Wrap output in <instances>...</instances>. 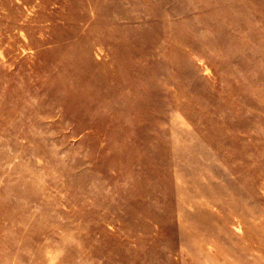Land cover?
<instances>
[{
    "label": "rangeland",
    "instance_id": "obj_1",
    "mask_svg": "<svg viewBox=\"0 0 264 264\" xmlns=\"http://www.w3.org/2000/svg\"><path fill=\"white\" fill-rule=\"evenodd\" d=\"M0 264H264V0H0Z\"/></svg>",
    "mask_w": 264,
    "mask_h": 264
},
{
    "label": "bare ground",
    "instance_id": "obj_2",
    "mask_svg": "<svg viewBox=\"0 0 264 264\" xmlns=\"http://www.w3.org/2000/svg\"><path fill=\"white\" fill-rule=\"evenodd\" d=\"M75 65H77V64H75ZM124 65V64H123ZM72 66V65H71ZM134 71V70H133ZM135 76H137V75H135ZM135 76H133L135 79H136V77ZM138 77V76H137ZM136 80H138V79H136ZM132 82H133V84H134V81L132 80ZM135 85H138V84H135ZM134 88H135V86H134ZM142 92V91H141ZM143 94V93H142ZM123 97V96H122ZM139 97V96H138ZM129 102V101H128ZM116 116V115H115ZM102 117V116H101Z\"/></svg>",
    "mask_w": 264,
    "mask_h": 264
}]
</instances>
